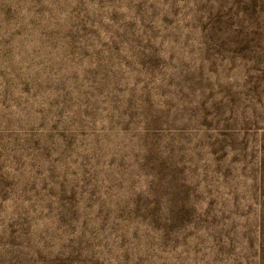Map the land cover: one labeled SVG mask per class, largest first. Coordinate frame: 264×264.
Returning a JSON list of instances; mask_svg holds the SVG:
<instances>
[{
	"label": "rangeland",
	"instance_id": "rangeland-1",
	"mask_svg": "<svg viewBox=\"0 0 264 264\" xmlns=\"http://www.w3.org/2000/svg\"><path fill=\"white\" fill-rule=\"evenodd\" d=\"M0 264H264V0H0Z\"/></svg>",
	"mask_w": 264,
	"mask_h": 264
}]
</instances>
